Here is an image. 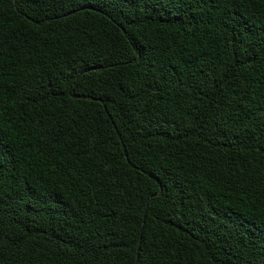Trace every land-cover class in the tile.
<instances>
[{"label":"trees","instance_id":"trees-1","mask_svg":"<svg viewBox=\"0 0 264 264\" xmlns=\"http://www.w3.org/2000/svg\"><path fill=\"white\" fill-rule=\"evenodd\" d=\"M0 264H264V0H0Z\"/></svg>","mask_w":264,"mask_h":264}]
</instances>
